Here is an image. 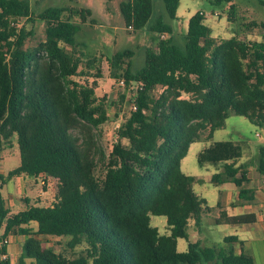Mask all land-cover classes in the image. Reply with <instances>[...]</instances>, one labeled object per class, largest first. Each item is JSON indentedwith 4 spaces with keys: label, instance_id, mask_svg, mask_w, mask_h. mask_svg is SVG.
I'll list each match as a JSON object with an SVG mask.
<instances>
[{
    "label": "trees",
    "instance_id": "trees-1",
    "mask_svg": "<svg viewBox=\"0 0 264 264\" xmlns=\"http://www.w3.org/2000/svg\"><path fill=\"white\" fill-rule=\"evenodd\" d=\"M162 2L167 16L176 19L179 0ZM228 2L212 0L214 5ZM259 2L264 8V0ZM120 9L127 25L147 29L157 41L145 49L144 65L136 70L131 69L130 49L109 59L110 77L134 83L136 89L117 129L118 140L105 155L94 132L108 118L105 98L96 97L95 81L73 79L87 77L89 69L95 70L93 78L101 77V58H88L86 70L78 71L75 34L80 26L62 18L69 11L85 22L89 11L48 7L32 15L28 0H0V160L13 138L20 157L2 181L21 174L57 180L51 205L27 206L8 216L0 196L1 238L26 236L19 264H253L249 254L235 252V235L217 247L188 243L185 251L177 250V240L188 238L190 220L198 226L202 215L215 209L218 225L255 220L253 214L228 215L219 203L208 206L192 188L202 179L183 173L181 160L191 143L210 141L230 114L264 129V40L231 36L218 41L198 11L188 20L181 46L169 23L151 19L152 0H125ZM22 19L44 21L45 39L25 46L34 32L18 25ZM259 26L264 29V20ZM252 79L262 83L252 84ZM157 86L162 91L155 96ZM248 149L245 141H211L197 153L200 166L216 169L209 182L235 185L236 204L253 196L247 188L248 166L238 164ZM103 161L98 179L95 169ZM256 169L264 180L263 147ZM152 215L166 217V233L150 224ZM40 236L69 237L70 250L83 249L76 256L66 249L55 251ZM6 253L1 246L0 255ZM0 264L10 262L0 259Z\"/></svg>",
    "mask_w": 264,
    "mask_h": 264
},
{
    "label": "rangeland",
    "instance_id": "rangeland-1",
    "mask_svg": "<svg viewBox=\"0 0 264 264\" xmlns=\"http://www.w3.org/2000/svg\"><path fill=\"white\" fill-rule=\"evenodd\" d=\"M122 1L125 0H28L32 15H37L48 7H69L89 11L85 14V22H81L79 16L69 15V11H66L62 18H69V20L80 26L79 31L75 34V50L81 58L78 71L86 70L85 61L88 58L92 56L101 58V77L93 78L91 75L95 73V70L89 69L87 77L76 75L73 79L80 82L87 81L88 83L95 81L97 85L95 88L96 97L99 99L105 98L108 118L94 131L97 143L102 147L105 155L111 151L113 144L118 140L117 129L131 107L130 99L136 89L134 83L122 84L121 80L118 82L110 77L109 59L118 51L130 49L133 51L130 58L132 62L131 69L136 70L144 65L145 49L155 47L157 41L155 35L147 29L134 30L132 26L126 24L120 9ZM152 5L153 14L151 19L161 17L169 23L172 26L174 40L181 46L185 42L184 34L187 30L188 20L198 11L204 13V22L210 27L212 36L218 41L231 36L247 42L264 40V29L259 26V23L264 20V8L259 0H231V2L221 5H214L212 0H179L176 12L177 18L173 20L167 16L162 0H152ZM231 5L234 6L233 12H231ZM18 25H25L27 29H33L34 33L27 38L25 46H34L45 39L44 21L36 19L34 22H27L22 19L18 22ZM160 37L165 38L167 34H162ZM62 45L68 51H71L70 46L63 43ZM251 59H253V56L249 60ZM259 71H262L261 68H259ZM251 83L258 85L262 81L252 79ZM161 91L162 87L157 86L153 93L158 96ZM182 97L189 99L191 95L183 93ZM255 133H258L260 137L255 136ZM212 140L247 142L249 149L246 158L251 161L257 158L258 147L264 144V131L253 126L245 117L230 114L225 119L224 126L217 129L213 134ZM121 142L127 145L126 140L123 139ZM209 143L210 141L201 140L190 144L186 156L181 160L183 173L206 179L211 173L216 172L214 166L208 164L200 166L197 163V153L207 147ZM4 150L7 154H11L7 156L3 151L1 153V155L4 154L8 157L2 162L3 174L6 176L8 171L17 167L20 163L15 138L12 139L11 145L6 146ZM104 163L105 161L99 162L96 166L95 174L98 179L103 176ZM40 183L37 181L32 189L28 188L26 191L27 196L31 201L33 199L32 202L37 203V205L47 206L53 204L57 191V180L50 178L45 182V194L41 190ZM193 189L208 200V205H212L218 197L216 186L208 181L201 185L194 183ZM0 192L3 196L7 194L5 187ZM39 193H42V197L36 200ZM215 211L216 209L213 212ZM210 213L202 215L198 226L193 223V220L189 221L188 238H178V251H185L188 243L196 241H200L202 246H221L224 245V237L238 232V225H218L212 222L213 217H206ZM150 224L157 227L161 233H166L168 230L165 216L152 215ZM1 229L0 241L2 240L4 227ZM13 235H15L13 243L16 244L19 251L23 236L15 233ZM38 238L42 240L45 246H49L55 251L66 249L69 253L76 252L74 256L80 254L83 249V246H77L74 250H70L67 247L69 237L40 236ZM18 259L19 256L13 261V264H19ZM26 262H29V260H26Z\"/></svg>",
    "mask_w": 264,
    "mask_h": 264
},
{
    "label": "crops",
    "instance_id": "crops-1",
    "mask_svg": "<svg viewBox=\"0 0 264 264\" xmlns=\"http://www.w3.org/2000/svg\"><path fill=\"white\" fill-rule=\"evenodd\" d=\"M252 124V123H251ZM257 127L256 125L252 124ZM260 130L263 128L257 127ZM216 130L213 132L215 134ZM255 136L260 137L258 133H255ZM213 139L212 138L210 140ZM216 141H226V140H216ZM264 148V144L258 147V151L260 148ZM4 154H7L5 150H3ZM1 155L0 160V190L4 187L6 189L7 194L5 196L0 192L1 199L4 203V208L9 211L8 216L24 210L27 206L37 205V203H33V199L27 196L26 191L28 188L32 189L33 185L37 183V181H43L41 186L42 192L45 194L46 190L44 188L45 182H47L49 177L40 176L38 178L29 177L27 175L21 174L18 176H14L8 180L2 181V177H5L2 162L5 161L8 157ZM248 153H246L239 161L238 164H246L248 166L247 177L249 179L247 188L252 190L253 196L248 200H243L240 204L234 203L238 197V190L235 185L229 181L224 183L215 185L218 190V197L212 205H208V200L203 197L201 194L195 193L204 198L206 203L210 207L216 206L218 203L226 210L228 215H244V214H253L255 216V220L250 223L240 224L238 225V232H234L237 237V241L234 242V249L236 253H240L241 251L246 252L253 258V264H264V185L262 184V176L259 171L256 169V162L259 156L254 160H248L246 158ZM9 172V171H8ZM211 173L206 179L201 178L199 176H195L202 179V182H195L199 185L204 184L205 182H209ZM55 180V178H52ZM194 184V183H193ZM193 188V185H192ZM194 190V189H193ZM201 193V192H199ZM42 197V193H39L36 197V200H39ZM217 211L211 212L206 217H213L212 222L215 223V219L217 217ZM213 215V216H212ZM194 223V222H193ZM33 225V226H32ZM31 227L36 228V223L31 222ZM3 227V226H2ZM2 230V229H1ZM236 231V230H235ZM11 241L7 248V258L10 264H13V261L20 255V250L18 251L17 246L13 243L14 236L13 233H9ZM23 236V235H19ZM26 239V236H23L22 243ZM200 242V241H199ZM21 243V245H22Z\"/></svg>",
    "mask_w": 264,
    "mask_h": 264
},
{
    "label": "built area",
    "instance_id": "built-area-1",
    "mask_svg": "<svg viewBox=\"0 0 264 264\" xmlns=\"http://www.w3.org/2000/svg\"><path fill=\"white\" fill-rule=\"evenodd\" d=\"M122 84L124 83L123 80L120 81ZM56 180V179H55ZM41 183L43 184V181H41ZM262 184L264 185V180H262ZM11 241V238H10V235H6L5 237L2 238V240L0 241V247L1 246H6L10 243ZM0 259L1 260H6L8 259L7 258V255L6 254H1L0 255Z\"/></svg>",
    "mask_w": 264,
    "mask_h": 264
}]
</instances>
